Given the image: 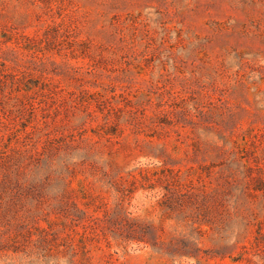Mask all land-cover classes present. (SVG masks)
<instances>
[{
    "label": "rangeland",
    "instance_id": "rangeland-1",
    "mask_svg": "<svg viewBox=\"0 0 264 264\" xmlns=\"http://www.w3.org/2000/svg\"><path fill=\"white\" fill-rule=\"evenodd\" d=\"M0 264H264V0H0Z\"/></svg>",
    "mask_w": 264,
    "mask_h": 264
}]
</instances>
